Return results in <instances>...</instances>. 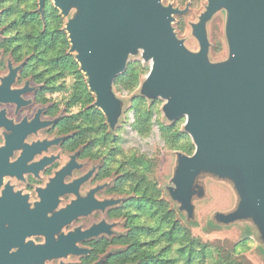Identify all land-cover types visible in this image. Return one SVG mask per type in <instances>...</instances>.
I'll list each match as a JSON object with an SVG mask.
<instances>
[{"label":"flooded vegetation","instance_id":"flooded-vegetation-1","mask_svg":"<svg viewBox=\"0 0 264 264\" xmlns=\"http://www.w3.org/2000/svg\"><path fill=\"white\" fill-rule=\"evenodd\" d=\"M161 1L178 8L174 26L183 33L197 1ZM50 5L0 0V264H132L118 256L129 245L137 197L132 152L88 87L83 96L79 68L82 79L67 77L64 63L52 70L38 62L45 49L21 38L36 21L44 31Z\"/></svg>","mask_w":264,"mask_h":264},{"label":"water","instance_id":"water-1","mask_svg":"<svg viewBox=\"0 0 264 264\" xmlns=\"http://www.w3.org/2000/svg\"><path fill=\"white\" fill-rule=\"evenodd\" d=\"M52 2L65 19L68 53L111 127L122 114L114 79L139 52L151 63L139 96L164 99L162 113L169 124L185 118L183 131L194 151L177 152L174 187L165 189L178 215L196 225L192 199L203 193L198 179L206 172L230 182L237 193L235 207L217 212L209 226L250 220L248 234L255 229L264 248V0H207L191 24L195 49L176 31L178 8L161 0ZM42 4L39 0L40 10ZM220 10L226 12L228 54L211 61L206 24Z\"/></svg>","mask_w":264,"mask_h":264},{"label":"trees","instance_id":"trees-1","mask_svg":"<svg viewBox=\"0 0 264 264\" xmlns=\"http://www.w3.org/2000/svg\"><path fill=\"white\" fill-rule=\"evenodd\" d=\"M45 15L44 31L40 32L41 23L36 21L35 26L30 24L21 32L22 41L29 48L45 49L37 51L41 55L38 62L59 71L60 65L64 63L67 77L82 79L76 61L65 54L70 45L68 38L60 30L62 19L58 11L50 5ZM146 71L147 68L140 62L128 63L122 74L115 78V86L131 92L139 85ZM84 81L82 94L87 98L90 94L85 78ZM153 108L154 104L147 107L144 97H137L132 101V127L142 136L151 131ZM102 121L101 115L100 126L103 125ZM157 123L167 147L182 150L187 155L193 153L194 145L190 137L181 132L175 122L166 124L158 120ZM130 159L132 176L134 175L131 177L132 186L137 194V197L131 199V205L136 213H132L129 245L118 252L120 258H130L133 264H250L243 256L250 246L248 239L231 247L221 242H204L179 223L174 209H169L167 202L160 199L155 178L156 157L133 151Z\"/></svg>","mask_w":264,"mask_h":264},{"label":"rangeland","instance_id":"rangeland-1","mask_svg":"<svg viewBox=\"0 0 264 264\" xmlns=\"http://www.w3.org/2000/svg\"><path fill=\"white\" fill-rule=\"evenodd\" d=\"M196 1L197 2L195 3L193 10L191 9V13H189L185 18L186 27L184 32L178 34L179 37L185 40L186 45L190 49H195L197 43L191 35L189 23L197 21L199 14L204 11L206 6V0ZM73 13L74 10L70 15ZM225 18L226 12L224 10H220L215 14L213 20L208 24L209 41L211 44L209 57L211 61L224 60L228 54L227 44L224 36ZM216 27L218 32L214 31ZM133 62H140L143 67L147 68L145 74L142 75V79L144 80L150 69L151 63L144 61L140 52L129 56L128 63ZM139 90V86L131 92L118 89L116 86H113L114 94L120 100H122V114L118 119L116 127L121 132L123 148L127 151H136L150 157H156L157 167L155 170V178L157 181V188L160 192V199H163L165 202H167L169 209H174L176 212L175 218L183 227L189 229L194 236L199 237L204 242H221L226 243L230 247L238 244V242H241V240L243 241L248 239L250 241V246L248 250L244 252L243 256L250 262V264H264V248L259 242L257 231L254 229V232H250V235L248 234V231H250L249 226L252 225L250 220L238 221L226 226L219 225L214 228L209 226L213 216L217 212L225 213L235 207L237 202V193L230 182L207 175L206 172L201 173L198 183L203 188V193L196 194L192 199L196 225L187 224L185 222V215L183 213L178 215L176 204L170 200L165 189L168 187H174L172 177L174 175V169L176 166V154L177 152H184L182 150L171 149L167 147L160 135L159 126L157 123L158 120L160 122L169 124L162 113V106L165 103L164 99L157 98L154 101H151L145 98L147 107L154 104L151 117V131L148 135L142 136L134 130L132 127L134 118L131 98L133 96L136 97L135 95L139 96ZM175 123L178 125L179 130L184 132L183 126L185 123V118L181 117L176 120ZM130 211L132 213H136L133 206H131Z\"/></svg>","mask_w":264,"mask_h":264}]
</instances>
